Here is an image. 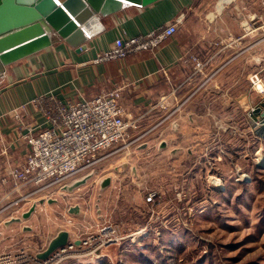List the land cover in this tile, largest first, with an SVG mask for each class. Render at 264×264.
<instances>
[{
	"label": "crops",
	"instance_id": "0c3cea01",
	"mask_svg": "<svg viewBox=\"0 0 264 264\" xmlns=\"http://www.w3.org/2000/svg\"><path fill=\"white\" fill-rule=\"evenodd\" d=\"M178 15L183 19L176 34L153 52L94 62L116 38L146 34ZM85 23L87 37L80 45L56 41L8 65L0 75V139L8 150L7 157L0 154V170L20 165L27 153L26 143L15 140V123L5 115L43 94L77 102L122 88L119 104L141 127L135 134L158 138L154 153L169 149L191 175L200 170L194 148L202 153L204 142L198 140L211 137V124L230 144L232 136L238 138L239 127L245 135L246 122L264 119V96L254 93L249 83L253 74L264 78V5L259 0H157L145 7L127 5L108 16L93 14ZM23 121L39 125L42 119L30 114ZM217 123L235 128L220 131ZM34 190L21 186L20 194L30 195L25 205L0 214L1 248L5 231L19 218L31 219L38 206L49 209L57 202L51 194L37 196L49 189L32 194ZM34 204V212L24 217Z\"/></svg>",
	"mask_w": 264,
	"mask_h": 264
},
{
	"label": "rangeland",
	"instance_id": "374dc122",
	"mask_svg": "<svg viewBox=\"0 0 264 264\" xmlns=\"http://www.w3.org/2000/svg\"><path fill=\"white\" fill-rule=\"evenodd\" d=\"M251 122L243 126L245 135L239 127L238 138L228 140L230 148L212 124L211 137L198 140L204 142L202 153L208 148L212 158L221 155L210 171L221 179L219 187L210 184L215 179L207 177L202 157L200 170L191 175L169 149L154 153L158 138L137 136V123L125 144L99 153L97 162L64 182L63 190L56 185L47 195L37 194H51L57 202L49 209L34 204L31 219L11 225L0 259L33 264L58 232L67 231L69 242L88 240L91 249L57 256L53 264H264V186L258 191L250 177L252 165L264 175V133L254 123L264 124V119ZM194 149L198 161L202 153ZM241 174L247 178L240 179ZM150 192L159 196L156 207L144 202ZM140 229L145 234L137 236ZM107 232L113 242L104 246Z\"/></svg>",
	"mask_w": 264,
	"mask_h": 264
},
{
	"label": "built area",
	"instance_id": "2783aa9c",
	"mask_svg": "<svg viewBox=\"0 0 264 264\" xmlns=\"http://www.w3.org/2000/svg\"><path fill=\"white\" fill-rule=\"evenodd\" d=\"M259 1L264 5V0ZM182 19L183 15H178L172 22L146 34L120 36L114 40L111 49L97 56L94 62L123 60L131 54L153 52L176 34ZM249 83L253 91L264 96V78L253 74L249 77ZM122 92V88L116 87L101 91L90 100L77 102H62L54 95L43 94L11 108L5 116L15 123L17 133L15 140L16 142L23 140L26 143L27 153L20 165H8L3 171L0 170V214L30 196L20 194L21 186L34 188L32 194L56 185L63 188L65 181L97 162L95 158L99 153L112 150L118 144H125L131 138L130 130L136 129V121L119 104ZM30 114L39 115L42 119L41 124L26 125L23 119ZM255 126H260L264 133V124L255 123ZM250 132L257 134V131ZM260 138L264 140V135ZM211 150L205 148L200 158H203L208 172L207 177L215 179L209 183L213 187H219L221 179L213 176L210 171L215 170L216 163L221 161V155L212 158L209 154ZM221 152L219 149V153ZM0 154L8 156L7 147L2 139ZM244 178L247 176L241 174L240 179ZM11 182L13 185L9 184ZM158 199L156 192H150L144 202L147 206L156 207V204L160 203ZM110 233L107 232L104 236H109L102 242L104 246L113 242ZM143 234L145 229H140L137 236ZM78 243L75 245V242H69L55 250L45 260H39L35 256L33 264H53L57 256H65L67 253L79 255L83 247H86L84 250L91 249L88 240H78ZM21 258L23 256L20 255L19 259ZM10 261L8 257H3L0 264H14Z\"/></svg>",
	"mask_w": 264,
	"mask_h": 264
},
{
	"label": "water",
	"instance_id": "95a60500",
	"mask_svg": "<svg viewBox=\"0 0 264 264\" xmlns=\"http://www.w3.org/2000/svg\"><path fill=\"white\" fill-rule=\"evenodd\" d=\"M156 1L0 0V75L8 65L49 48L56 41L80 45L86 39L83 26L93 14L108 16L130 4L145 7ZM33 211L34 206L24 217ZM68 243L69 233L60 231L36 258L45 260Z\"/></svg>",
	"mask_w": 264,
	"mask_h": 264
},
{
	"label": "trees",
	"instance_id": "16d2710c",
	"mask_svg": "<svg viewBox=\"0 0 264 264\" xmlns=\"http://www.w3.org/2000/svg\"><path fill=\"white\" fill-rule=\"evenodd\" d=\"M226 149H227V144H226ZM252 171L250 172V177L252 179V182H254L255 187L258 191H260L261 187L264 186V181H262V175L260 171H258V168L252 165ZM219 178V177H218ZM246 192L248 191L247 189L245 190ZM95 264H102L101 262H96ZM105 264V263H103Z\"/></svg>",
	"mask_w": 264,
	"mask_h": 264
},
{
	"label": "bare ground",
	"instance_id": "6f19581e",
	"mask_svg": "<svg viewBox=\"0 0 264 264\" xmlns=\"http://www.w3.org/2000/svg\"><path fill=\"white\" fill-rule=\"evenodd\" d=\"M131 5V4H130ZM86 34H87V32H86ZM89 35V34H88ZM261 161L260 162H264V159H260Z\"/></svg>",
	"mask_w": 264,
	"mask_h": 264
}]
</instances>
